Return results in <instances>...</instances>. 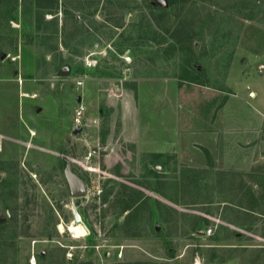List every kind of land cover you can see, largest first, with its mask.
Here are the masks:
<instances>
[{
  "label": "rangeland",
  "instance_id": "374dc122",
  "mask_svg": "<svg viewBox=\"0 0 264 264\" xmlns=\"http://www.w3.org/2000/svg\"><path fill=\"white\" fill-rule=\"evenodd\" d=\"M173 2L0 0V264H264V0Z\"/></svg>",
  "mask_w": 264,
  "mask_h": 264
},
{
  "label": "water",
  "instance_id": "95a60500",
  "mask_svg": "<svg viewBox=\"0 0 264 264\" xmlns=\"http://www.w3.org/2000/svg\"><path fill=\"white\" fill-rule=\"evenodd\" d=\"M61 74H66V72H62ZM80 132V128L78 126L74 127V133ZM70 170V167H69ZM67 172V179L70 185V188L72 190V195L73 196H82L86 193V186L84 185L83 181L76 175H70L68 174L69 171Z\"/></svg>",
  "mask_w": 264,
  "mask_h": 264
},
{
  "label": "crops",
  "instance_id": "0c3cea01",
  "mask_svg": "<svg viewBox=\"0 0 264 264\" xmlns=\"http://www.w3.org/2000/svg\"><path fill=\"white\" fill-rule=\"evenodd\" d=\"M125 125H126V128H125V131H124V133L125 134H131L130 136H131V138L134 136V135H132V130L130 129V127H129V124L127 123V122H125ZM131 130V131H130ZM127 132V133H126ZM126 138H128V137H126ZM136 135H135V137L132 139V140H135V141H133V142H136ZM137 142H138V144L140 145V147L142 146L141 144H140V142H139V139L137 138ZM146 150H147V152H150V153H163V152H165L164 150H159V149H152V148H146ZM254 214V213H253ZM244 224H247L248 223V221H245V222H243ZM241 225H243V224H241Z\"/></svg>",
  "mask_w": 264,
  "mask_h": 264
},
{
  "label": "built area",
  "instance_id": "2783aa9c",
  "mask_svg": "<svg viewBox=\"0 0 264 264\" xmlns=\"http://www.w3.org/2000/svg\"><path fill=\"white\" fill-rule=\"evenodd\" d=\"M80 84V83H79ZM83 110L84 109H80V111H78V113H77V115H78V117H77V124H80V116H81V114L83 113ZM215 227L214 226H210V227H208L207 229H205V230H202L201 232L204 234V235H207V236H210V235H212L214 232H215Z\"/></svg>",
  "mask_w": 264,
  "mask_h": 264
},
{
  "label": "trees",
  "instance_id": "16d2710c",
  "mask_svg": "<svg viewBox=\"0 0 264 264\" xmlns=\"http://www.w3.org/2000/svg\"><path fill=\"white\" fill-rule=\"evenodd\" d=\"M167 2H168L169 5H173V4H174L173 0H167ZM250 200H251V199H250ZM248 202H249V200H248ZM128 205H129V204H128ZM130 207H131V206H126L125 209H126V210H129ZM249 207H250V202H249ZM248 209H249V208H248ZM249 210H251V209H249ZM252 211H253V210L249 211L250 213H248V214H249V215L252 214ZM3 225H4V224H1V227H2ZM4 245H5V244H4ZM1 253H2V256L5 257L6 262H7V261H8L7 257H8V255H9V254H8V250H7V249H3Z\"/></svg>",
  "mask_w": 264,
  "mask_h": 264
},
{
  "label": "bare ground",
  "instance_id": "6f19581e",
  "mask_svg": "<svg viewBox=\"0 0 264 264\" xmlns=\"http://www.w3.org/2000/svg\"><path fill=\"white\" fill-rule=\"evenodd\" d=\"M70 230L74 232L78 237L83 236L85 233V230L82 227L71 226Z\"/></svg>",
  "mask_w": 264,
  "mask_h": 264
},
{
  "label": "flooded vegetation",
  "instance_id": "af4514ba",
  "mask_svg": "<svg viewBox=\"0 0 264 264\" xmlns=\"http://www.w3.org/2000/svg\"><path fill=\"white\" fill-rule=\"evenodd\" d=\"M69 165L67 166V168H66V170H65V176H66V178H67V172H68V170H69ZM69 171H71V172H69L68 174H70V175H76L75 173H72V169H71V167H70V170ZM77 176V175H76ZM82 180V179H81ZM67 181H68V179H67ZM84 183V182H83ZM68 184H69V182H68ZM69 187H70V185H69ZM70 190H71V188H70ZM71 193H72V190H71Z\"/></svg>",
  "mask_w": 264,
  "mask_h": 264
}]
</instances>
